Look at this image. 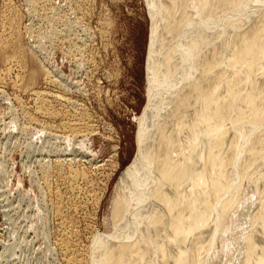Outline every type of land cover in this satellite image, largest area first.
<instances>
[{
    "label": "bare ground",
    "instance_id": "bare-ground-1",
    "mask_svg": "<svg viewBox=\"0 0 264 264\" xmlns=\"http://www.w3.org/2000/svg\"><path fill=\"white\" fill-rule=\"evenodd\" d=\"M70 1L81 18L92 5ZM149 1V97L136 156L110 195L107 248L96 238L81 244L77 225V213L91 202L96 210L102 192L86 167L53 147L33 173L54 218L51 253L62 264H264V0ZM25 2L33 20L47 24L51 44L66 32L67 50H84L60 2ZM20 28L18 8L4 0L6 64H28V51L36 62L35 50L19 42ZM25 28L32 35L34 26ZM38 66H20L27 72L12 86L39 77L62 86L48 65ZM12 100V117L32 133L81 144L94 127L86 106L60 92L37 89L30 102Z\"/></svg>",
    "mask_w": 264,
    "mask_h": 264
},
{
    "label": "rangeland",
    "instance_id": "rangeland-1",
    "mask_svg": "<svg viewBox=\"0 0 264 264\" xmlns=\"http://www.w3.org/2000/svg\"><path fill=\"white\" fill-rule=\"evenodd\" d=\"M7 1L19 10V42L35 50L37 63L29 59L28 50L29 66L25 67L18 62L6 64L0 54V96L5 95L0 97V264H62L57 252L51 253L55 224L45 209L42 190L34 181L37 159L50 148H60L90 172L98 195L102 194L96 210L91 202L77 213L80 242L87 245L96 238L98 247L107 248L110 195L119 175L136 156L137 133L149 97L147 58L153 35V4L149 0H90V10L81 18L70 0H56L68 22L75 23V34L83 40L85 48L78 54L67 50V37L72 34L64 32L59 42L51 44L47 24L35 22L26 10V0ZM76 12L80 23L75 20ZM28 24L34 26V37L26 35ZM40 26L45 32L38 37L35 32ZM31 63L33 67L48 65L62 86L54 87L39 77L32 84L24 80L18 90L14 88L11 79L20 73L24 76L30 70L26 68H33ZM9 65L12 72L6 70ZM40 88L60 92L86 106L94 127L85 142L61 140L41 131L32 133L14 119L13 94L30 102L32 91Z\"/></svg>",
    "mask_w": 264,
    "mask_h": 264
}]
</instances>
